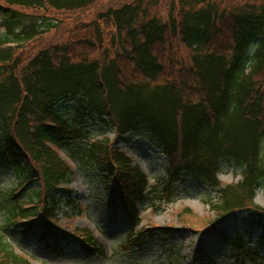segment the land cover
<instances>
[{"label": "trees", "instance_id": "trees-1", "mask_svg": "<svg viewBox=\"0 0 264 264\" xmlns=\"http://www.w3.org/2000/svg\"><path fill=\"white\" fill-rule=\"evenodd\" d=\"M161 1L0 0V264H33L16 252V232L57 246L59 218L82 216L67 187L74 168L99 178L132 225L187 178L220 194L208 224L242 211L264 223L255 204L264 185V4L231 12L214 0H172L163 20L154 13ZM87 30L92 40L53 44ZM176 45L189 62L174 59ZM96 126L145 133L168 160L167 179L149 183L106 133L91 137ZM223 164L242 169L238 183H220ZM155 229L130 231L126 246L141 247ZM73 231L86 258L108 255L90 230ZM223 238L238 261L255 264L264 249V230L254 248L239 231Z\"/></svg>", "mask_w": 264, "mask_h": 264}, {"label": "rangeland", "instance_id": "rangeland-1", "mask_svg": "<svg viewBox=\"0 0 264 264\" xmlns=\"http://www.w3.org/2000/svg\"><path fill=\"white\" fill-rule=\"evenodd\" d=\"M170 1L172 0H162L154 10L163 20H166ZM214 1L221 11L231 12L242 10L246 6L264 4V0ZM70 26L72 28L74 24L71 22ZM63 33L62 38L56 36L53 44L92 40L93 37L92 30L70 32L68 35ZM49 38L51 41L54 39L52 35ZM103 46L110 50L108 54H114L116 47L108 39ZM173 51L176 61L189 62L190 53L187 48L176 45ZM99 55L92 54L94 57ZM64 112L68 114V111ZM89 131L94 139L99 138L102 132L106 133L118 150L128 155L134 165L142 168L149 176L150 183H161L167 179L168 160L145 133L117 136L112 128L103 126L91 127ZM242 172V169L223 164L219 181L225 186L236 184L240 181ZM72 179L67 187L78 200L82 216L72 220L71 224L64 221L63 215L59 218L62 225L60 233L64 238L57 246L39 243L37 234L16 232L18 234L13 246L19 255L30 259L34 264H254L249 258L239 257L238 261L235 250L223 237L232 236L239 231L245 237L244 243L254 248L263 233L264 223L260 225L251 215L242 212L236 219L220 223V230L215 234L210 233L207 222L218 218L213 205L218 204L220 194L209 186L190 178L175 183V197L170 202L165 201L158 206L160 211L143 206L138 222L132 225L125 220L124 212L115 210L100 179L94 177L92 172H76ZM256 193L255 204L264 210V185ZM84 219H90L89 223ZM85 227L93 231L97 228L99 232H103L102 243L110 252L108 256L89 259L80 253L76 242L79 243L81 237L74 235L73 230ZM142 228H157L154 230L155 237L145 239L139 248L126 246V236L130 231L140 232ZM256 258L255 264H264V249L258 251Z\"/></svg>", "mask_w": 264, "mask_h": 264}]
</instances>
